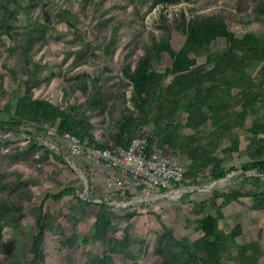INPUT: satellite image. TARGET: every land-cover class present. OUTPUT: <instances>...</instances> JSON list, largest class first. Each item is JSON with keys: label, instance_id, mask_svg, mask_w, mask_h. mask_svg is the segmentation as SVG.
<instances>
[{"label": "trees", "instance_id": "1", "mask_svg": "<svg viewBox=\"0 0 264 264\" xmlns=\"http://www.w3.org/2000/svg\"><path fill=\"white\" fill-rule=\"evenodd\" d=\"M105 1L0 0V98L4 100L0 113L9 116L6 121L0 119V132L27 135L0 136V159L7 162L0 166V264H47V233L61 238L59 250L66 251L70 264H79L77 253L85 256L82 264H139L150 256H155V264H264L261 240L247 237L241 221L231 228L221 226L224 209L241 198H250L253 209L264 210L261 176H246L251 171L264 174V37L238 34L230 25L232 19L243 24L244 14L248 23L264 24V0H255L250 11L240 5L235 11L204 13L190 6L176 11L173 19L160 11L159 32L148 31V41L141 42L143 52L137 59L134 54L139 48L121 57L118 73L107 62L97 76L78 71L90 66L92 59H100L96 52L89 57L78 49L72 60L75 76L67 77L53 60L54 54L49 55L51 38L59 37L56 31L61 24L81 43L87 35L97 38L100 27L104 29L111 21L100 22L107 14ZM122 1L134 6L133 13L139 17L158 6L163 10L191 3ZM113 19L106 61L118 53L116 45H110L116 41L122 20ZM13 22H20L23 30ZM177 33L183 35L180 47L174 42ZM90 41L85 43L90 46ZM166 57L169 65H164ZM50 65L61 72L47 74ZM8 75L14 79L10 90L4 85ZM57 76H63L66 84L62 100L55 103L39 92ZM95 114L107 116L102 130L92 121ZM25 125L34 126L37 132L21 129ZM45 125L56 128L53 137L58 146L67 132L89 146L113 151L128 148L147 128L151 146L183 162L185 186L220 180L238 171L228 163L243 139L239 154L247 160L241 166L244 180L240 185L248 188L215 190L209 197L193 201L200 236L179 238L163 223L151 248L150 237L136 229L138 207L118 213L95 188L87 199L74 185L61 184L56 191L35 189L46 165L54 166L47 175L57 177L62 171L55 161L67 164L63 151L37 139L36 134L48 133ZM68 148L70 151L69 144ZM78 157L90 170L89 161ZM19 165L28 172L17 168ZM66 167L74 171L70 165ZM69 196L77 203L63 208L62 202ZM132 197L130 191H120L114 198ZM183 200H189V194ZM92 208H98L94 221L89 231L80 232V224L91 220ZM91 246L98 250L92 251Z\"/></svg>", "mask_w": 264, "mask_h": 264}, {"label": "rangeland", "instance_id": "2", "mask_svg": "<svg viewBox=\"0 0 264 264\" xmlns=\"http://www.w3.org/2000/svg\"><path fill=\"white\" fill-rule=\"evenodd\" d=\"M255 0H191V3L182 2L181 4L175 6H167L165 9L162 10L163 7L158 6L154 8L149 14H146L145 17L136 16L133 13L134 6H128L122 0H106L104 3V8L107 11L106 15H103L100 19L104 21L105 19L109 18L111 21L108 24H105L104 29H99L96 33V36H85L84 41L91 40L90 43L92 45H87L85 42L81 43L73 38L72 33L73 31L66 28L64 25H59L56 31V34L59 37L51 38L52 41L50 43L51 53L50 56L54 54L53 60L56 61L58 66L61 67L64 73H67V77H74L75 71L72 69L73 64V54L78 49L85 50V53L88 54L89 57L92 56L93 52H96L100 57L99 61L92 59L91 64L88 67H83L78 71L87 72L92 74L93 76L99 75L101 73V67L109 63L110 67L116 72H119V67L121 65V57L122 59L125 57V54L128 51H131L135 48H139L136 50L134 54V59H137L140 55H142V44L141 42L148 41V31H155L156 33L159 32V24L158 21L160 11L168 12L169 18L173 19V15L176 11L187 8L190 6H195L200 9L201 12L208 13L213 10L223 9V10H232L235 11L236 8H239L242 5L245 8V11H250L253 7ZM80 13V12H79ZM120 17L122 20L121 27L119 30V34L116 35V41L110 45L112 48H118V53L116 57L109 58L106 61V45L107 40L111 39V33H113V27L115 20L113 16ZM247 14L243 15L244 23L242 24L234 22V19L230 21V25L232 30L237 32L238 34H244L246 32L254 33L258 36L264 37V24H260L257 22L248 23ZM16 27H19L23 30V25L20 22H13ZM98 24V22H97ZM86 30V26L83 27ZM83 30V29H82ZM35 38L37 37L36 34L33 35ZM176 47H180L183 43V35L177 33L174 39ZM215 44V43H214ZM213 44L214 48L215 45ZM87 45V46H86ZM224 47V46H222ZM221 47V48H222ZM103 59V60H102ZM47 60V59H46ZM205 60V57L202 58ZM170 58L166 57L164 60V65H169ZM49 66V69L46 71L47 74L54 71L55 73H60L59 67ZM14 79L9 77V75L5 79V88L10 90L13 87ZM66 82H64V77L57 76L53 79V83L49 86L46 90L40 91L39 94L45 96L46 98H50L53 102L58 103L63 98V87L65 86ZM4 108V100L0 98V110ZM0 119L6 121L9 119V116L0 113ZM253 117L249 118V123H251ZM92 121L101 130L107 124V116L106 115H93ZM21 129L31 130L33 132H37V129L31 125H25L21 127ZM5 136L8 138H20L26 137L25 133L19 132L18 134L7 132L2 134L0 132V136ZM37 139L44 144L50 146L51 148L57 150V152L61 153L63 151L67 164L55 161V164L61 168L62 175L57 177L48 176L52 169L54 168L53 165H46L44 168V174L40 176L39 183L35 187L36 190H52L56 191L58 188L63 185H74L78 188V192L80 195L85 193L86 196L89 195L90 190L92 188L100 189V194L105 197V200L111 201L110 203L113 204L115 210L118 213H123L124 210L131 209L133 207H138L137 211L139 212L136 229L139 233L148 235L150 237V246H153V239L155 237L156 232L162 231V224H166L172 227L175 230V234L177 237L181 238L184 236H190L192 239H196L200 236V231L197 229V218L198 216L193 214L192 210V202L203 200L209 197L213 191H227L230 188H239L243 191H247V186L240 185V182L244 180L243 171L241 170L242 164L247 160V158L241 157L239 152L243 149V139H242V146L238 152V149L235 148V153L231 162L228 163V167L235 165L238 171H235L229 175V177L222 179V180H206L203 181L202 184L192 187H197V189H182L183 187H188L185 185L180 186V190L177 191L178 193L174 192L169 194L170 196H161L158 195L159 193H150L147 194L144 191H135L131 192L133 197L129 200L125 198L115 199L116 191H112L110 188H107L105 179L101 172L98 173L96 167L93 163H90V170L85 165L82 158L78 157L74 154L71 150L69 151L68 144L66 141H61L62 144L59 146L55 144L54 137L49 135L48 133H40L36 134ZM244 138V136H243ZM25 142L23 141V145ZM180 160V159H179ZM181 164L183 162L180 160ZM75 164V166L85 175L87 183L81 179L79 173L75 171L71 164ZM7 164L6 159H0V166H5ZM66 165H70L74 171L67 168ZM184 166V164H183ZM185 167V166H184ZM17 168L22 169L24 172H28V169L23 166L19 165ZM261 176L262 183L259 186L260 189L264 190V174L260 172L251 171L247 172L246 176ZM90 183L92 187L90 186ZM82 187L83 191L79 188ZM175 191V190H174ZM124 193V191H121ZM169 192V191H167ZM182 193V194H181ZM189 194V200H183L185 195ZM136 199H140L142 201L137 202L136 204L124 208L126 203L130 201H134ZM96 201H101L100 199H96ZM72 203H77L75 199H72L71 196L65 197L62 202V207L66 208L68 205ZM50 204H53L50 202ZM253 203L252 200L248 197L241 198L238 202H233L230 206L224 209L225 219L221 221V226L225 228H231L235 226V223L241 221L243 226L245 227V235L252 239H260L262 242L263 250H264V210L259 211L255 210L252 207ZM98 208H92L90 211L91 220L86 223H81L78 230L80 232H87L89 231L93 221L94 216L97 212ZM33 221V219H32ZM262 232V237L260 236ZM8 236V234L6 235ZM60 237L54 236L50 233L46 234V255H47V264H70L68 259H66V251L59 250L60 249ZM240 243H244V238L239 239ZM90 249L92 251H97V246H91ZM84 248H82L83 251ZM76 261L79 264L85 262V256L82 254H76ZM156 258L155 256H150L144 258L139 264H155ZM233 264V263H230Z\"/></svg>", "mask_w": 264, "mask_h": 264}, {"label": "built area", "instance_id": "3", "mask_svg": "<svg viewBox=\"0 0 264 264\" xmlns=\"http://www.w3.org/2000/svg\"><path fill=\"white\" fill-rule=\"evenodd\" d=\"M45 128L49 135L57 133L56 128L49 125ZM148 133L145 128L128 148L118 151L89 146L67 132L62 138L74 154L93 163L98 173L103 174L107 188L112 191H144L147 194L160 193L161 190L177 192L184 179V166L177 157L151 146Z\"/></svg>", "mask_w": 264, "mask_h": 264}, {"label": "water", "instance_id": "4", "mask_svg": "<svg viewBox=\"0 0 264 264\" xmlns=\"http://www.w3.org/2000/svg\"><path fill=\"white\" fill-rule=\"evenodd\" d=\"M72 165V167H73V169L75 170V171H77L78 173H79V175H80V177H81V179L85 182V184L87 183V180H86V177H85V175L75 166V164L73 163V164H71ZM227 177H229V176H227ZM227 177H225V178H227ZM225 178H222V179H225ZM222 179H220V180H222ZM183 190L184 189H197V187H192V186H188V187H183L182 188ZM180 190V189H179ZM178 190V191H179ZM172 193H174L173 191H171V192H164V193H159L158 195H161V196H170L169 194H172ZM182 194V193H181ZM83 198H85V199H87V197L88 196H86L85 195V193H83L82 195H81ZM140 201H142V200H140V199H136V200H134V201H130L129 203H126L125 205H124V208H128V207H130V206H132V205H134V204H136L137 202H140ZM97 202H101V201H97ZM110 205H112L113 206V204L112 203H110Z\"/></svg>", "mask_w": 264, "mask_h": 264}, {"label": "bare ground", "instance_id": "5", "mask_svg": "<svg viewBox=\"0 0 264 264\" xmlns=\"http://www.w3.org/2000/svg\"><path fill=\"white\" fill-rule=\"evenodd\" d=\"M176 193H178V192H176Z\"/></svg>", "mask_w": 264, "mask_h": 264}]
</instances>
